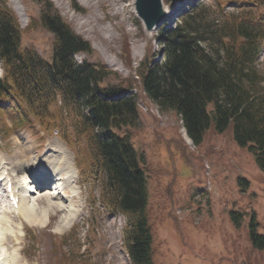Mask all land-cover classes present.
Returning a JSON list of instances; mask_svg holds the SVG:
<instances>
[{
  "label": "rangeland",
  "instance_id": "rangeland-1",
  "mask_svg": "<svg viewBox=\"0 0 264 264\" xmlns=\"http://www.w3.org/2000/svg\"><path fill=\"white\" fill-rule=\"evenodd\" d=\"M5 1L13 9L12 1ZM60 1L17 0L23 10L18 15L13 9L21 27V45L32 47L49 59L53 35L39 22L41 10L49 9L57 12L76 35L89 43L91 54H75L77 62L99 60L104 69L115 73L104 75L101 86L128 85L126 80L130 76L137 81L134 71L140 60L150 47L157 51L159 46L154 40L156 31L152 36L147 34L142 22L130 10L129 2L133 0ZM185 1L202 7L207 20L215 19L213 0ZM173 6L174 1L166 5L167 10L170 12ZM247 8L255 15L264 13V5L256 7L239 2L226 5L222 13ZM86 17L91 18L94 29L81 26L80 20ZM35 19L39 24L28 29L26 26ZM125 40L130 46L132 69L123 62L121 54ZM108 60L112 63H107ZM256 62L259 77L264 79V50ZM261 85L264 86V82ZM132 90L138 93L139 116L130 139L140 156L138 162L146 178V216L153 238L152 264H264V248L253 245L250 236L253 216L257 233L264 234V170L257 165L253 153L236 142L231 126L223 131L210 127L198 142L186 140L182 131L180 133L181 124L175 112L159 109L141 89L130 92ZM10 124L8 114L0 118V157L14 159L19 146L21 152L23 149L25 152L24 156L21 157L23 152L20 155L22 161L32 157L39 160H36L37 167L50 162L60 166L58 155L66 150L62 149L64 142L54 131L44 132L33 119L23 128L9 129ZM64 127L74 138V129L66 123ZM122 129L118 128L119 132ZM80 146H84V141H75L74 149L82 153ZM58 148L60 150L51 154ZM66 154L62 159L75 167V151L69 148ZM18 159L15 156L14 164ZM25 175L30 181L28 174ZM78 183L79 192L74 196L65 186V193L72 196L71 202L68 203L65 193L64 199L57 195V199L63 201L49 206V216L43 223L41 211L47 205L41 199L34 210L40 221L33 222L34 225L4 206L0 213L4 217L0 230L8 238L2 237L1 241L7 264L13 263V257L17 264H131L124 248L126 218L120 213L111 214L101 206L99 184L91 176L79 178ZM48 189L41 195H49ZM64 217L75 219L65 230L59 231Z\"/></svg>",
  "mask_w": 264,
  "mask_h": 264
},
{
  "label": "trees",
  "instance_id": "trees-1",
  "mask_svg": "<svg viewBox=\"0 0 264 264\" xmlns=\"http://www.w3.org/2000/svg\"><path fill=\"white\" fill-rule=\"evenodd\" d=\"M258 1L214 0L216 15L210 20L204 18L202 7L191 10L175 30L161 32L167 44L164 62L153 66L142 62L137 74L149 97L181 114L194 141H200L211 125L218 131L231 125L236 142L247 146L264 170V79L256 70V57L264 46V14L255 15L250 8L222 13L229 3ZM40 21L54 35L51 62L31 48H21L16 16L0 0V60L4 68L0 101L9 103L13 127L28 124L33 115L44 130L57 129L69 146L81 136L85 138L89 157L92 155L88 167L99 162L103 170L102 204L126 218L124 244L131 264H151L146 179L129 136L114 132L134 125V101L111 98L126 85L101 86L104 75H115L101 62L74 61L78 51L91 54L90 45L57 13L44 10ZM122 56L130 67L126 42ZM126 81L130 86L132 80ZM209 103H213L211 108ZM65 123L74 129V138ZM250 236L253 245L264 248V235L256 232L253 218Z\"/></svg>",
  "mask_w": 264,
  "mask_h": 264
},
{
  "label": "bare ground",
  "instance_id": "bare-ground-1",
  "mask_svg": "<svg viewBox=\"0 0 264 264\" xmlns=\"http://www.w3.org/2000/svg\"><path fill=\"white\" fill-rule=\"evenodd\" d=\"M11 1L14 4L13 9L16 11V13L18 15L22 14L23 10L21 9L20 5H18L19 1L18 2H17V0H11ZM61 1H63V0H61ZM113 2H114V0H113ZM129 4H131L130 10H132V12L134 13L135 10L133 8V1H131V3L129 2ZM116 11H119V8L116 9ZM167 13H168L167 17L169 18L171 16L170 12L167 11ZM92 18H95L94 21H97V18L95 15H92ZM80 24H81V26L82 25H88V26H91V28H93L92 27L93 21L91 22L90 17H86L84 19H81ZM147 34L151 35L152 32H147ZM109 62L112 63L111 61L108 60L107 63H109ZM111 65H114V64H111ZM27 148L28 147H26V149ZM21 150L22 149L18 146L16 151H19V152H16L17 154H14V152H13L14 159H15V156L19 157L18 161H16V164H14L15 160L12 159V156H11V159L14 160V162L12 160H9L6 158L2 159V161H1L2 170L0 171V177L3 173V171H5L7 173V176L10 178V181L12 183V187L13 188L19 187V200H18L16 209H14V210L19 212V216H22L23 220H25V222L28 223L29 225H34V223L37 222V220H38V218H36V212L34 211V210H36V205L38 207V199H41L44 201V203H46L47 207L44 206L45 209H42V211H41L42 212L41 213V215H42L41 223H43L46 221V219L49 216V214H48L49 206H51L53 204V202L55 203V201H56V204L59 200L63 201V199H64L63 194L65 193V190L63 188L65 186H67L69 188V191L72 193V196H74L77 193V189H79V188H75V186H74L75 185V177H74L75 169L73 168L72 164H70L69 161H64L62 159V158H64V156L65 157L67 156L66 151H62V152H60L61 154L59 153L60 155H58L59 161H60L59 162L60 166L55 165L56 163H54V162H52V163L50 162V163H44L41 166L37 167L36 160L39 161L37 158H32V157L27 158V160L31 159V161L29 163L27 162V160L25 162V161H22L20 159L21 153L23 152L22 153L23 155H21V157L24 156V154H25L24 149L22 152H21ZM57 150H60V148H58L56 150H52L51 154H53V151H57ZM33 157H36V156H33ZM49 157H51V156H49ZM49 159L51 160L52 157ZM19 160H21V162ZM30 166H34V167L31 168ZM28 169L30 171H28ZM25 174H28L30 181L27 180L28 177ZM49 179H51L50 180L51 184L52 183L55 184V186L53 187L52 190H51L50 186L47 184V181H49ZM35 182H36V185L34 187V190H30V191L28 190V193H26L24 191L23 187H26L27 185L30 186V184L33 185V183H35ZM1 186H2V181H0V187ZM46 187L49 188L48 189L49 191L47 192L49 195H46V194L41 195V192H43V189H45ZM31 188H33V187H31ZM71 188L74 189L75 193L72 192ZM50 190H51V192H50ZM0 192H1V189H0ZM58 194H60V196L63 199H61V198L57 199ZM34 195H36V198ZM66 195L67 194L65 193V196ZM32 196H34V198ZM38 196H40V197L38 198ZM72 196H70V197L68 196V198H67L68 203L71 202ZM26 197H28V200L26 199ZM0 199H1V193H0ZM52 208H57V207H52ZM57 210H58V208H57ZM60 212H63V214H65V211H60ZM74 214L76 217V215L78 214L77 209H76V212ZM69 215L72 216V213L69 212ZM75 217H74V219H75ZM68 218L69 217H64V219L62 218L60 227H58L57 230L60 231L62 228L64 229V227L71 225L70 223H72L74 219L72 220V218H71L70 220H68ZM3 219H4V217L2 215H0V223L2 222ZM38 221H40V220H38ZM59 231H57V232H59ZM2 237L5 240H8V238L5 235V232L0 230V264H7V256L5 255V253L3 251L4 248L1 245ZM5 240H4V242H5ZM3 245H4V243H3ZM12 262H13L12 264H17L16 257L12 258Z\"/></svg>",
  "mask_w": 264,
  "mask_h": 264
},
{
  "label": "water",
  "instance_id": "water-1",
  "mask_svg": "<svg viewBox=\"0 0 264 264\" xmlns=\"http://www.w3.org/2000/svg\"><path fill=\"white\" fill-rule=\"evenodd\" d=\"M134 5L147 29L159 22L165 14L161 0H135Z\"/></svg>",
  "mask_w": 264,
  "mask_h": 264
}]
</instances>
